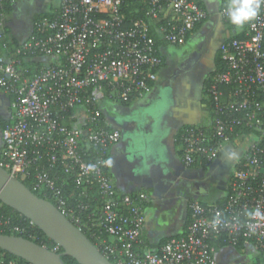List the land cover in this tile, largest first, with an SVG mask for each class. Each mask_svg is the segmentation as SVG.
<instances>
[{
	"label": "built area",
	"instance_id": "obj_1",
	"mask_svg": "<svg viewBox=\"0 0 264 264\" xmlns=\"http://www.w3.org/2000/svg\"><path fill=\"white\" fill-rule=\"evenodd\" d=\"M19 1L0 0V97L7 110L0 116L6 122L0 167L29 179L35 192L88 230L113 264H217V244L245 243L264 264V4L239 36L219 45L222 68L206 87L209 125L186 126L177 138L186 168L209 165L225 146L244 147L226 196L210 204L190 199L185 233L150 249L143 237L149 196L115 189L109 151L120 133L104 124L99 100L143 97L162 64L152 32L180 45L207 11L201 0H46L47 9L18 38L3 8ZM225 7L218 11L224 22ZM34 225L5 214L0 202V233L33 237ZM0 264L22 263L0 256Z\"/></svg>",
	"mask_w": 264,
	"mask_h": 264
},
{
	"label": "crops",
	"instance_id": "obj_2",
	"mask_svg": "<svg viewBox=\"0 0 264 264\" xmlns=\"http://www.w3.org/2000/svg\"><path fill=\"white\" fill-rule=\"evenodd\" d=\"M203 3L207 17L184 43L174 45L173 50L169 49L170 44H160L163 64L154 71L150 89L143 97L128 103L99 100L104 124L120 133L119 141L109 151L108 173L115 189L149 196L144 208L143 237L150 249L185 233L190 199L204 204L224 199L236 161L244 150L241 146H225L224 149L238 150L239 158L225 164L222 152L206 169L200 164L186 168L182 163V149L177 141L182 129L210 123V99L205 84L215 69L219 45L243 30V26L227 28L219 17L220 3ZM43 4L40 13L47 9L46 0ZM195 53L199 55L196 61L203 66L199 77L195 76L196 69L191 73L181 70V63ZM5 101L0 97V106ZM254 251L248 243L220 246L217 264H262Z\"/></svg>",
	"mask_w": 264,
	"mask_h": 264
},
{
	"label": "water",
	"instance_id": "obj_3",
	"mask_svg": "<svg viewBox=\"0 0 264 264\" xmlns=\"http://www.w3.org/2000/svg\"><path fill=\"white\" fill-rule=\"evenodd\" d=\"M0 107L6 113V105ZM0 202L17 211L33 223L62 252H56L28 238L0 233V249L22 258L30 264H65L62 255H69L79 264H113L94 243L56 206L36 195L21 180L0 167Z\"/></svg>",
	"mask_w": 264,
	"mask_h": 264
},
{
	"label": "trees",
	"instance_id": "obj_4",
	"mask_svg": "<svg viewBox=\"0 0 264 264\" xmlns=\"http://www.w3.org/2000/svg\"><path fill=\"white\" fill-rule=\"evenodd\" d=\"M201 4L202 6L205 8V5L203 3V1L201 0ZM226 2L224 0H221L220 1V8L222 7H225L226 6ZM4 11L7 13V14H10L13 10V7H11L10 5H6L4 6ZM42 14V13H41ZM41 14L37 15L36 18L40 17ZM46 14V13H44ZM226 26L228 29H231L233 27V25L228 21H226ZM244 26V25H243ZM4 31L5 33H8L9 32V29L7 27H4ZM152 34H154V36L156 37V42L158 45H160L163 41L160 40L159 36L156 35L155 32H152ZM236 36H239V34H236L232 37H236ZM188 38V37H187ZM13 40V39H12ZM7 43L9 46H11L12 44H15V40L13 41H9L7 40ZM1 45V44H0ZM0 50L1 49V46H0ZM162 64H163V59H162ZM161 64V65H162ZM27 65V63L25 64ZM222 68V61H221V58H220V55L219 53L217 54L216 58H215V69L214 71H212V73L209 75V76H212L214 73H216L217 71L221 70ZM209 78H207L206 80V84H205V90H206V87H207V84H208V81H209ZM152 81H149L148 84L151 85ZM210 104V102H209ZM6 122H5V119H2L0 117V130L5 126ZM1 149V147H0ZM201 166L204 167V169H206L209 165L204 163V164H201ZM70 181V180H69ZM22 182L32 191L34 192L36 195L38 196H42L40 193L38 192H35L33 189H32V186H31V181L29 179H24L22 180ZM70 195H73V191L70 190ZM216 202H220V200L216 201ZM1 207H2V210L5 214L7 215H10L14 220L16 219H21L23 221H28L27 218H25L23 215H21L20 213H18L17 211L13 210L12 208L4 205L3 203H1ZM83 233L90 239V234L88 232V230H85V229H82ZM33 232H34V236L33 237H29L27 235H25L24 237L26 238H30V240L40 244V245H45L46 247H48L49 249H54V248H58L57 249V252H62V249L57 246L51 239H49L36 225L33 226ZM92 242L94 241L93 239H90ZM221 244H217V247H220ZM0 256H3L5 258H9V259H15L17 260L18 262L22 263V264H29L28 262H26L25 260H23L22 258H19L17 256H14L6 251H3L0 249ZM62 259L64 261L65 264H79L74 258H72L71 256L69 255H62ZM257 264V263H255Z\"/></svg>",
	"mask_w": 264,
	"mask_h": 264
},
{
	"label": "flooded vegetation",
	"instance_id": "obj_5",
	"mask_svg": "<svg viewBox=\"0 0 264 264\" xmlns=\"http://www.w3.org/2000/svg\"><path fill=\"white\" fill-rule=\"evenodd\" d=\"M205 2L210 3L211 5H219L220 0H203ZM43 0H22L16 3L12 12H11V20L9 24L12 25V32L16 37L20 38L25 35L28 30L31 29L33 22L37 15L40 14L43 7ZM198 53L192 55L189 61H185L181 63L182 72L191 73V71L196 69L195 76H200V71H202V65L198 64L196 58L198 57ZM0 109L4 110L5 108L0 107ZM5 116L6 113L1 114Z\"/></svg>",
	"mask_w": 264,
	"mask_h": 264
},
{
	"label": "clouds",
	"instance_id": "obj_6",
	"mask_svg": "<svg viewBox=\"0 0 264 264\" xmlns=\"http://www.w3.org/2000/svg\"><path fill=\"white\" fill-rule=\"evenodd\" d=\"M261 4H264V0H228L225 11L229 22L234 26L242 27L246 22L257 17ZM222 152L221 159L225 164L239 158L238 150L234 148L222 149ZM89 167L92 168L94 166L90 165ZM219 223V219H215L212 224L213 228Z\"/></svg>",
	"mask_w": 264,
	"mask_h": 264
},
{
	"label": "rangeland",
	"instance_id": "obj_7",
	"mask_svg": "<svg viewBox=\"0 0 264 264\" xmlns=\"http://www.w3.org/2000/svg\"><path fill=\"white\" fill-rule=\"evenodd\" d=\"M226 3H228V0H224ZM11 20V19H10ZM6 23H7V25H10V24H8V19L6 20ZM9 28V27H8ZM10 31H12V25H10ZM169 49H171V50H173V49H175V47H174V45H172V46H169ZM206 121V119H204V121L203 122H205ZM1 145H2V143H1V140H0V147H1ZM255 252V251H254ZM256 253V252H255Z\"/></svg>",
	"mask_w": 264,
	"mask_h": 264
}]
</instances>
